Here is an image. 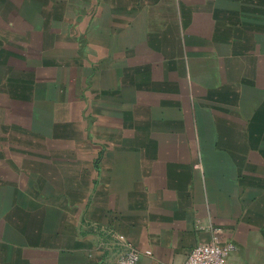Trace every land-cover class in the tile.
Masks as SVG:
<instances>
[{
    "label": "crops",
    "instance_id": "0c3cea01",
    "mask_svg": "<svg viewBox=\"0 0 264 264\" xmlns=\"http://www.w3.org/2000/svg\"><path fill=\"white\" fill-rule=\"evenodd\" d=\"M215 229L264 264V0H0V264Z\"/></svg>",
    "mask_w": 264,
    "mask_h": 264
},
{
    "label": "built area",
    "instance_id": "2783aa9c",
    "mask_svg": "<svg viewBox=\"0 0 264 264\" xmlns=\"http://www.w3.org/2000/svg\"><path fill=\"white\" fill-rule=\"evenodd\" d=\"M117 237L120 248L113 264H138L139 252L125 241L123 235ZM234 247L231 241L222 242L219 229H215L210 241L195 245L182 264H232L228 261V255ZM146 253L150 252L146 251Z\"/></svg>",
    "mask_w": 264,
    "mask_h": 264
}]
</instances>
